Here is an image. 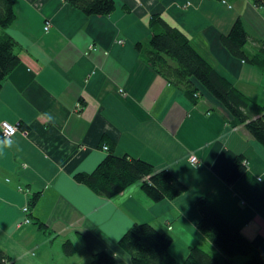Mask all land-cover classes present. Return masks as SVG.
Masks as SVG:
<instances>
[{
    "label": "crops",
    "instance_id": "0c3cea01",
    "mask_svg": "<svg viewBox=\"0 0 264 264\" xmlns=\"http://www.w3.org/2000/svg\"><path fill=\"white\" fill-rule=\"evenodd\" d=\"M13 1L16 18L5 32L19 64L0 89V123L19 129L0 145V249L13 264H90L100 251L130 264L117 241L136 223L170 235L178 262L191 247L218 252L198 229L199 197L264 254V218L225 182L243 157L264 186V147L233 126L199 83L192 96L157 74L145 54L159 30L149 21L160 15L219 77L264 109V72L221 41L240 19L253 41L264 42V8L253 0H114L110 15L86 16L65 0ZM246 48L256 51L252 42ZM105 146L170 172L187 190L154 203L136 182L111 198L98 196L75 176L93 172ZM65 241L72 256L64 255Z\"/></svg>",
    "mask_w": 264,
    "mask_h": 264
},
{
    "label": "trees",
    "instance_id": "16d2710c",
    "mask_svg": "<svg viewBox=\"0 0 264 264\" xmlns=\"http://www.w3.org/2000/svg\"><path fill=\"white\" fill-rule=\"evenodd\" d=\"M65 1L86 16H107L115 10L114 0ZM215 1L232 3L235 0ZM253 4L264 8V0H253ZM15 18L14 1L0 0V89L6 76L19 64L14 41L5 32ZM149 26H157L159 30L153 29L145 53L147 64L172 85L183 88L192 96H196L195 84L199 83L228 111L233 126H243L264 147V109L219 77L181 30L169 25L160 15H153ZM221 41L234 58L264 72V42L253 41L240 19L234 22ZM250 42L256 45L253 53L246 48ZM105 147L108 153L93 172L75 176L78 183L88 186L98 196L111 198L136 182H140L141 191L154 203L174 200L187 190L170 172H155L149 163L126 156L117 157L112 148ZM225 182L264 218V186L248 172L243 157L234 159ZM37 197L34 195L30 207ZM195 206L200 214L198 229L218 252L211 253L195 246L189 248L183 262H178L169 252L173 242L171 236L147 223L131 224L117 241L118 247L128 256L130 264H264V254L215 213L205 197L197 198ZM62 249L67 257L75 253L70 241H65ZM0 264H13L1 249ZM90 264H116V260L113 255L100 251L92 254Z\"/></svg>",
    "mask_w": 264,
    "mask_h": 264
},
{
    "label": "built area",
    "instance_id": "2783aa9c",
    "mask_svg": "<svg viewBox=\"0 0 264 264\" xmlns=\"http://www.w3.org/2000/svg\"><path fill=\"white\" fill-rule=\"evenodd\" d=\"M49 23L47 22L45 27H44V31H47L49 29ZM19 132V129L17 126H14L8 122H1L0 123V136L3 140L5 141H9L11 140L12 137H14L17 133ZM25 132V131H22ZM104 150H106V147H104ZM191 163H195L196 162V158L192 157L190 159ZM28 208L25 207L24 208V212H27ZM26 222H28V220H26Z\"/></svg>",
    "mask_w": 264,
    "mask_h": 264
},
{
    "label": "clouds",
    "instance_id": "9594fccd",
    "mask_svg": "<svg viewBox=\"0 0 264 264\" xmlns=\"http://www.w3.org/2000/svg\"><path fill=\"white\" fill-rule=\"evenodd\" d=\"M49 119H51V117H49ZM8 142L7 141H4V142H0V145L2 146H7Z\"/></svg>",
    "mask_w": 264,
    "mask_h": 264
}]
</instances>
